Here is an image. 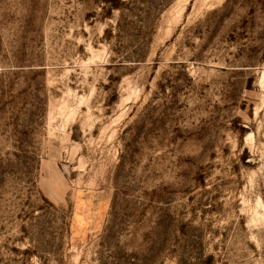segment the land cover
I'll return each instance as SVG.
<instances>
[{
	"label": "rangeland",
	"instance_id": "rangeland-1",
	"mask_svg": "<svg viewBox=\"0 0 264 264\" xmlns=\"http://www.w3.org/2000/svg\"><path fill=\"white\" fill-rule=\"evenodd\" d=\"M0 264H264V0H0Z\"/></svg>",
	"mask_w": 264,
	"mask_h": 264
}]
</instances>
